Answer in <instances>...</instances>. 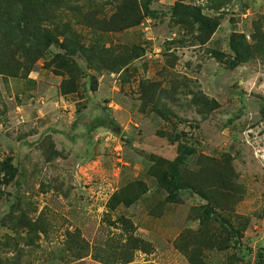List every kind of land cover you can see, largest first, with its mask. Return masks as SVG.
<instances>
[{"label": "rangeland", "instance_id": "rangeland-1", "mask_svg": "<svg viewBox=\"0 0 264 264\" xmlns=\"http://www.w3.org/2000/svg\"><path fill=\"white\" fill-rule=\"evenodd\" d=\"M24 10L56 42L0 25V264H264V0H0Z\"/></svg>", "mask_w": 264, "mask_h": 264}, {"label": "trees", "instance_id": "trees-1", "mask_svg": "<svg viewBox=\"0 0 264 264\" xmlns=\"http://www.w3.org/2000/svg\"><path fill=\"white\" fill-rule=\"evenodd\" d=\"M133 9L134 7L130 6V10ZM0 16V25L4 28V31L6 32L7 29H9V31L6 33V36H9V33H12L19 37H23L24 41L33 44L32 47H34L36 51H41L42 49L49 48L53 43L56 42L54 36L51 35L49 31H47V27H43L41 25V17L39 16H33L32 14L27 13L26 10L22 11V14H20L17 18L11 19L10 21H7L4 18L3 14H0ZM196 19L199 23L198 28L203 37H205L204 40L206 41L218 28L219 22L201 13L197 15ZM66 47L67 50L70 51V47L68 45H66ZM78 47L80 51L86 50V46L84 47L83 45H80ZM231 48L235 53L234 59H232L233 57L229 58V63L232 66L249 61L254 57V50L256 51V49H254L255 46L247 45L243 35H238V37H235L233 39L231 43ZM25 53L26 52H22L23 55ZM59 55L60 56H58V58H60L63 63H68V61L70 62L71 57H67L62 54ZM29 56L30 55L27 54V56L25 57L32 60ZM39 56L41 57L42 55ZM101 125L109 127L110 129H113L116 132L119 131V126L114 120L109 122L104 121L101 123ZM192 153L193 150L189 149L185 154H181L179 157H177L172 163V170L176 171L178 167H180L183 162L187 159V157ZM170 182L175 183L173 181Z\"/></svg>", "mask_w": 264, "mask_h": 264}]
</instances>
